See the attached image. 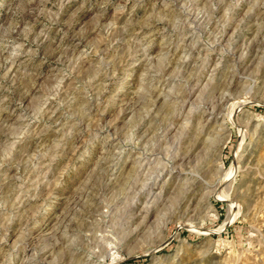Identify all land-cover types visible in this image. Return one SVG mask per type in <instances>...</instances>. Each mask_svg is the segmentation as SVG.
Wrapping results in <instances>:
<instances>
[{
  "label": "rangeland",
  "instance_id": "374dc122",
  "mask_svg": "<svg viewBox=\"0 0 264 264\" xmlns=\"http://www.w3.org/2000/svg\"><path fill=\"white\" fill-rule=\"evenodd\" d=\"M0 264H264V0H0Z\"/></svg>",
  "mask_w": 264,
  "mask_h": 264
},
{
  "label": "bare ground",
  "instance_id": "6f19581e",
  "mask_svg": "<svg viewBox=\"0 0 264 264\" xmlns=\"http://www.w3.org/2000/svg\"><path fill=\"white\" fill-rule=\"evenodd\" d=\"M199 230V229H198ZM200 231H202V230H200ZM198 232V231H197Z\"/></svg>",
  "mask_w": 264,
  "mask_h": 264
}]
</instances>
